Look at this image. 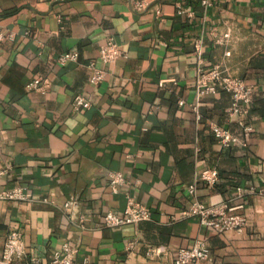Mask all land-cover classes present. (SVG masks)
Returning a JSON list of instances; mask_svg holds the SVG:
<instances>
[{"label": "crops", "instance_id": "crops-1", "mask_svg": "<svg viewBox=\"0 0 264 264\" xmlns=\"http://www.w3.org/2000/svg\"><path fill=\"white\" fill-rule=\"evenodd\" d=\"M147 1V10L136 11L131 0H0V30L13 34L0 41V190L31 194L0 200V257L8 230L18 228L28 253L20 264L30 256L49 264L63 244L76 249L77 262L171 264L197 240L208 258L189 264H264V197L251 192L264 184V0ZM212 28L228 30L229 44H215ZM109 39L123 56L94 86L86 63ZM197 40L202 68L223 62L253 86L242 120L247 133L227 111L228 92L195 106ZM65 51L79 60L58 63ZM39 76L45 92L27 89ZM75 94L90 106L73 111ZM211 123L242 142L223 147ZM207 167L217 168L218 181H198L197 198L235 207L246 217L241 232L210 230L185 216L188 187ZM110 171L127 182L116 193ZM127 193L150 219L105 226L104 214L121 213ZM71 198L74 211L63 208Z\"/></svg>", "mask_w": 264, "mask_h": 264}, {"label": "built area", "instance_id": "built-area-1", "mask_svg": "<svg viewBox=\"0 0 264 264\" xmlns=\"http://www.w3.org/2000/svg\"><path fill=\"white\" fill-rule=\"evenodd\" d=\"M132 7L136 11L148 9L147 0H131ZM202 3L209 5L208 0H202ZM159 13V10H156ZM178 14L191 15L182 6H177ZM210 34L215 44L227 45L231 41V34L228 30L218 32L215 28L210 30ZM13 39L12 33H4L0 30V41L4 39ZM195 54L199 67L195 77V106H198L205 97L215 96L219 90H224L231 95V105L228 108L230 117H236L247 133L248 126L242 122L245 114L249 111L252 102L253 86L246 83L244 79L237 77L227 71L223 62L212 64L207 68H202L203 60L202 43L197 40L194 44ZM230 50L224 52V56H229ZM123 56L119 44L109 39L98 49V56L95 60L86 63L89 73V81L94 86L98 85L107 73L106 66L115 62ZM79 60L77 51H65L58 55L57 62L66 64L67 62H76ZM47 80L41 76L29 81L26 84L27 89L45 92ZM182 104V101H180ZM90 102L81 94H75L71 102V108L77 112L88 108ZM210 129L214 137L223 147H231L242 141L234 135L228 128L216 123L210 124ZM109 186L112 192L116 193L118 187L126 184L124 175L119 171L108 172ZM204 182L208 186H214L218 181V170L216 167H207L202 170L189 185L188 192L192 198L191 204L185 211L186 217H196L202 226L214 231H234L241 232L246 225L244 214L236 211L228 202L208 205L201 202L196 195V183ZM251 192L264 197V184L258 187H251ZM31 199V194L25 192L20 187L0 190V200H19L25 201ZM125 207L121 213L107 211L103 216V223L107 227H117L127 224H137L141 221L149 220L150 214L147 207L138 202L130 194L125 195ZM79 206L76 199L71 198L63 203V208L74 211ZM133 247V242L127 244V249ZM76 249L63 244L60 250L53 252L49 264H89L86 260L82 262L75 261ZM27 250L23 242L22 232L18 228L8 230L0 257V264H20L19 261L27 257ZM209 249L204 242L197 240L191 247H181L176 251L175 258L171 264H189L208 258ZM33 256H30V264H37Z\"/></svg>", "mask_w": 264, "mask_h": 264}]
</instances>
